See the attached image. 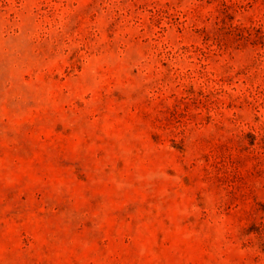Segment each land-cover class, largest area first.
I'll return each mask as SVG.
<instances>
[{"label":"rangeland","instance_id":"374dc122","mask_svg":"<svg viewBox=\"0 0 264 264\" xmlns=\"http://www.w3.org/2000/svg\"><path fill=\"white\" fill-rule=\"evenodd\" d=\"M0 264H264V0H0Z\"/></svg>","mask_w":264,"mask_h":264}]
</instances>
